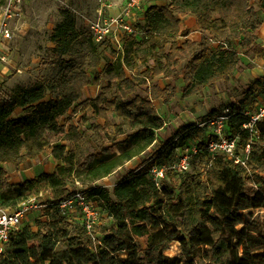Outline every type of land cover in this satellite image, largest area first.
Here are the masks:
<instances>
[{
    "label": "trees",
    "instance_id": "trees-1",
    "mask_svg": "<svg viewBox=\"0 0 264 264\" xmlns=\"http://www.w3.org/2000/svg\"><path fill=\"white\" fill-rule=\"evenodd\" d=\"M168 2L147 8L142 26L145 38L139 41L134 34L124 33L122 50L106 63L99 49L105 42L96 44L93 35H86L75 18L66 15L51 35L54 51L67 57L64 81L51 88L52 97L47 99L45 88L39 85L18 86L8 93L0 90V164L19 169L37 159L48 144L57 163L54 172L22 183H11L7 170L0 166L3 208L15 209L42 191H51L58 201L70 194V183L101 181L147 152L166 126L155 101L169 104L178 96L175 84L162 88L152 82L154 78L176 80L185 63L181 98L187 99L234 77L241 61L236 44L255 54L264 52L259 44L264 0ZM7 3L0 0V11ZM189 15L207 37L180 44L179 38L191 33L181 28L182 19ZM209 40L218 44L216 49L209 46ZM139 62L146 70L129 75ZM99 69L92 79L89 70ZM93 84L101 88L100 93L81 102L85 88ZM140 88H144L143 95L138 93ZM262 96L264 77L243 92L240 107L254 106ZM18 109L23 115L15 117ZM88 109L104 123L95 122L81 131L78 125L64 122L71 114ZM110 114L121 118L127 129L113 124ZM234 128L237 132L238 124ZM259 129L261 138L254 143L250 158L251 176L224 156L209 158L203 143L205 131L197 124L183 126L153 155L152 162L129 172L113 190L96 189L100 206L118 227L104 230L102 245L95 252L90 250L85 230L69 223L56 205L48 204L36 230L27 226L10 235L0 264H264L263 224L250 213L264 209V120ZM112 135L125 138L107 146ZM61 139L65 143H59ZM247 140L243 136L242 144ZM192 141L202 149L193 157V174L168 172L158 188L150 168L172 162L176 149L189 147ZM169 174L172 184L165 182ZM138 239L145 240V249ZM178 241L181 253L168 255Z\"/></svg>",
    "mask_w": 264,
    "mask_h": 264
},
{
    "label": "rangeland",
    "instance_id": "rangeland-1",
    "mask_svg": "<svg viewBox=\"0 0 264 264\" xmlns=\"http://www.w3.org/2000/svg\"><path fill=\"white\" fill-rule=\"evenodd\" d=\"M131 2L132 0H28L23 6V16L10 22L13 39L10 43V50L4 49L8 53V62L0 63V90L8 93L18 86L28 88L39 85L45 88L48 94L47 99L52 97L51 88L60 87L64 81L65 72L63 60L67 59V57L61 56L54 51L55 45L51 41V35L56 25L62 23L68 14L75 18L78 27L89 36L93 35L92 24L100 18L108 21L115 18L125 19L118 33L134 34L139 41H142L145 38L142 26L144 25L143 18L146 9L153 5H166L169 2L168 0H139V5L131 10L130 15H126L125 11ZM253 3L255 8L259 10L257 1ZM260 18L263 27L260 32L259 43L264 48V13L260 12ZM124 25L131 26L132 33L126 31L123 28ZM121 34L120 36L123 37ZM178 41L181 43L182 38L180 37ZM208 44L211 47L213 41L209 40ZM234 47L239 51L241 59L234 77L228 82L220 81L214 87H207L202 93L196 96L187 99L181 98V91L184 85L181 74L183 73L185 63L180 66V75L176 80L157 79L158 84L165 86L168 83H173L178 88V96L174 101L169 104L161 101L157 105L158 114L166 121L165 128L159 131L160 139L158 143L156 145L154 144L152 150L146 155L136 159L127 167L117 170L111 176L95 183V186L113 190L114 186L123 180L129 172L138 169L143 163L148 164L152 162L153 155L181 127L189 124L198 125L220 113L228 105L240 107L243 100V92L252 82L264 77V52L262 54H255L252 51L241 49L238 44ZM99 49L104 56V63L114 61L119 53L118 45L110 40L105 42L104 45H100ZM145 66L144 64L138 63L137 67L129 72V75L142 73L145 70ZM100 70H89L90 77L94 79ZM143 90L144 88H140L138 93L143 95ZM100 91L101 88L93 84L92 88H88L84 95L92 99L98 96ZM112 96L110 94L108 98H112ZM110 119L113 124H122L124 125V129H127L124 121L115 114H110ZM99 120L87 112H79L71 114L68 119H64V122L68 124L74 123L79 126L81 131H84L91 124L98 123ZM124 138V136L116 137L112 135L111 140L106 145L113 146ZM60 142L65 143V140L61 139L59 140ZM196 144L197 142L192 141L188 143V146L192 148ZM51 148L52 145L48 144L44 152H49ZM44 155L43 165L29 163L21 166L19 169L15 168L9 177L10 182L22 183L26 180L36 178L41 173H49L48 171L55 168L54 163L56 161L52 160L47 154ZM168 164L169 162H167ZM192 174L193 172H190L185 174V176ZM165 182L172 184L170 174ZM84 183L81 185L85 187L87 184ZM79 188L80 186L76 182L68 185L70 192ZM257 188L255 186V189ZM51 198L52 192L45 191L44 195L39 199L40 201H38L39 205L46 204ZM6 210L9 212L12 211V209L3 208L0 200V212ZM178 210V208H172V211ZM44 213L45 207L32 208L24 216L20 229L32 226L36 230V223L42 219ZM250 213L263 224L264 228V209H254ZM117 227L118 223L113 218L104 214L101 223L97 227V236L103 238L104 230H112ZM138 242L143 249L146 248L145 240L138 239ZM180 253L181 241L175 242L167 251V254L170 256Z\"/></svg>",
    "mask_w": 264,
    "mask_h": 264
},
{
    "label": "built area",
    "instance_id": "built-area-1",
    "mask_svg": "<svg viewBox=\"0 0 264 264\" xmlns=\"http://www.w3.org/2000/svg\"><path fill=\"white\" fill-rule=\"evenodd\" d=\"M28 0H8L7 5L0 11V63L6 62L7 57L2 54L5 42L13 39V33L10 28V22L23 16V6ZM139 5V0H132L125 11L130 15L131 10ZM125 19L115 18L110 21L102 20L92 24L93 38L96 44H102L108 40L118 45L119 52L123 48V40L118 33ZM126 31L132 33L131 26L124 25ZM123 35V34H121ZM240 119L236 122V119ZM264 120V96L258 99L254 106L244 108L228 105L222 111L197 126L205 131L204 148L209 153V158H215L217 155L226 157L233 165L243 168L248 175H252L250 167V158L254 143L261 138L259 124ZM235 124H238L237 132L234 131ZM247 136L245 145L242 144V137ZM200 146L177 148L176 157L168 165L154 164L149 173L155 181L158 188H162L163 181L168 172L175 174H187L191 172V163L193 157L201 152ZM99 182V181H98ZM76 183L79 189L71 191L70 194L58 201L53 198L46 204H40L39 199L45 191L29 197L12 211L0 212V255L5 251L6 244L10 235L19 230L23 224L26 213L32 208L46 207L48 204L56 205L61 213L67 218L68 222L74 226L82 227L90 237V250L95 252L98 245H102L103 238L97 236V227L101 223L102 216L108 213L103 210L96 195L95 183L82 186L79 181ZM82 185H81V184Z\"/></svg>",
    "mask_w": 264,
    "mask_h": 264
},
{
    "label": "crops",
    "instance_id": "crops-1",
    "mask_svg": "<svg viewBox=\"0 0 264 264\" xmlns=\"http://www.w3.org/2000/svg\"><path fill=\"white\" fill-rule=\"evenodd\" d=\"M0 22H1V18H0ZM143 23H145L144 18H143ZM181 28H182V30H187V29H188V30L191 31V33H190L188 36H186V37H181V38H182V42H181L180 44H182V43L185 42L186 40H192V41L200 42V41L203 40V38L207 37V34H205V33H203L202 31L199 30L198 25H197V20H196V18H195L194 16H192V15H189V16H187V17H185V18L182 19V22H181ZM10 43H11V41H7V42H5V45H4L3 49H2V54H3L4 56L7 57V61H6V62H8V56H7L8 53L5 52V51H6L7 49H9V47H10ZM259 44H260V43H259ZM217 46H218V44L215 43V42H213V45L211 46V48L216 49ZM4 49H6V50H4ZM9 50H10V49H9ZM139 63L142 64L141 62H139ZM150 65H153V61L150 62ZM145 70H146V66H145ZM145 70H144V71H145ZM181 77H182V79H183V77H184V71H183V73L181 74ZM160 78H161V79H165V78H163V76H158V77L154 78V79L152 80V82L158 84V83H157V79H160ZM165 80H167V79H165ZM183 84H184V81H183ZM159 85H160L162 88H165V86H166L167 84H166L165 86H163L162 84H159ZM92 86H93V85H90V86H88L87 88H85L84 93H83V98H82L81 102H83V101L89 99V97L85 96L84 94H85L86 90H88V88H92ZM96 86H97V85H96ZM98 87H99V86H98ZM89 90H90V89H89ZM96 97H97V96H96ZM94 98H95V97H94ZM92 99H93V98H92ZM161 101H163V100L160 99V100H156V101H155V105H156V107H157V105H158ZM86 112L89 113V114H91V115H93V111H92V109H88ZM78 113H79V112H78ZM83 113H84V112H83ZM22 115H23L22 109H18V110L15 112V114H14L15 117H20V116H22ZM115 115H116V114H115ZM116 116H117V115H116ZM98 123L103 124L104 121L99 120ZM159 139H160V135H159V133H158V139H157L155 145L158 143ZM152 147H153V146H152ZM152 147L149 148V150H148L147 152H145L144 154H142L141 156H138V157H136L135 159H133L132 161H130L129 163H127V165H125L124 167H127L130 163H133V161H135L136 159H138V158H140V157L146 155L149 151L152 150ZM52 153H53V148H51L49 152H43V153H42L37 159H35V160H31V161H28V162H26L25 164L34 163V164H38V165H43V163H44V159H45V155H44V154H47V156H49L52 160H54ZM54 161H55V160H54ZM25 164H23V165H25ZM56 164H57V163L55 162V163H54L55 167H56ZM146 164H147V163H143V164H142L141 166H139L138 168H140V167H142V166H144V165H146ZM23 165H22V166H23ZM0 166L3 167V168H5V169L7 170V172L9 173V174H8L9 177H10L11 173H12V172L15 170V168H16L13 164H10V163H2V164H0ZM124 167H123V168H124ZM54 170H55V168H52V169H51L50 171H48V172H49V173H52V172H54Z\"/></svg>",
    "mask_w": 264,
    "mask_h": 264
}]
</instances>
